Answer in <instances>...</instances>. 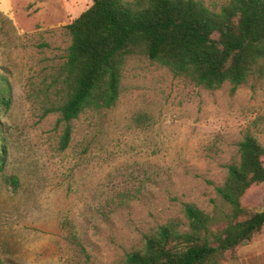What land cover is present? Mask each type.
<instances>
[{
	"label": "rangeland",
	"instance_id": "rangeland-1",
	"mask_svg": "<svg viewBox=\"0 0 264 264\" xmlns=\"http://www.w3.org/2000/svg\"><path fill=\"white\" fill-rule=\"evenodd\" d=\"M219 7L226 0H204ZM92 0H0V73L12 85L0 116L8 145L0 173L3 264H118L143 234L184 221L182 204L208 212L246 134L264 145V80L211 91L141 55L125 60L120 97L111 109L88 110L64 124L43 115L58 99L59 72L72 37L67 25ZM264 210V183L243 198ZM224 264H264V226Z\"/></svg>",
	"mask_w": 264,
	"mask_h": 264
},
{
	"label": "trees",
	"instance_id": "trees-1",
	"mask_svg": "<svg viewBox=\"0 0 264 264\" xmlns=\"http://www.w3.org/2000/svg\"><path fill=\"white\" fill-rule=\"evenodd\" d=\"M92 1L67 25L72 41L59 72L58 99L43 108L44 116L58 113L64 124L61 150L70 144L73 120L116 106L128 56H145L211 91L229 83L235 93L264 80V0H226L219 7L204 0ZM12 100L10 80L0 73V116ZM7 160L0 133V173L16 193L20 178L6 172ZM262 183L264 145L246 134L216 187L223 205L208 212L184 202L183 223L168 221L144 233L141 245L118 264H224L264 226V210L243 204L247 192Z\"/></svg>",
	"mask_w": 264,
	"mask_h": 264
}]
</instances>
